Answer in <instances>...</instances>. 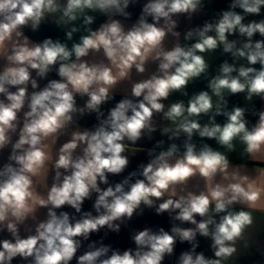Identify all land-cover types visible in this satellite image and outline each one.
<instances>
[{"label":"clouds","instance_id":"9594fccd","mask_svg":"<svg viewBox=\"0 0 264 264\" xmlns=\"http://www.w3.org/2000/svg\"><path fill=\"white\" fill-rule=\"evenodd\" d=\"M204 6L0 0V264H165L185 243L175 264L264 258V0H231L182 43L181 17ZM47 24L64 39H33ZM218 50L232 62L210 75ZM176 93L187 102L168 103ZM138 152L148 162L128 171ZM145 208L170 229L137 230L123 250L92 239Z\"/></svg>","mask_w":264,"mask_h":264},{"label":"crops","instance_id":"0c3cea01","mask_svg":"<svg viewBox=\"0 0 264 264\" xmlns=\"http://www.w3.org/2000/svg\"><path fill=\"white\" fill-rule=\"evenodd\" d=\"M231 3V0H204V7L203 9L196 13L191 20H188L184 17H181V23L179 25V31L181 32V42L183 43V34L186 30L193 27L202 26L206 21L211 22L212 20L219 17V15L222 13V11L227 10L229 5ZM130 11L133 12V18H135L136 14L139 13L140 9L139 7L131 8ZM239 11V10H238ZM264 11V10H262ZM261 17H248V19H260ZM46 37H52V38H60L64 39V34L59 29L55 28L54 25L47 24L42 25L39 33L33 35V39L39 41ZM256 38H259L258 36ZM78 39V36H74V40ZM71 42H69L70 44ZM210 59V75L215 74L218 71V68L220 64L228 60V62L231 61L230 54H224L222 50H218L212 56ZM155 66H152L151 70H154ZM50 78H55L54 74ZM134 78H138L135 77ZM41 86L45 83L44 81H41ZM207 80L204 77H201L200 80L196 81L193 84L189 85L188 91L191 95L194 92H198L201 89H204L206 87ZM242 96L243 94H238L237 96H234L230 100L231 104H242ZM117 99H119V96H117ZM183 99L185 102H187L188 97L181 96L179 93L174 94L169 98L168 103L175 102L178 100ZM257 108L261 107V104L257 102L256 104ZM254 119V118H253ZM93 121H84L83 123L87 125H91ZM217 122H223L222 117L217 118ZM156 138H159L158 133L156 134ZM183 137L180 141H177V143H181ZM196 142H199V138H194ZM141 144H146L147 141H141ZM208 143L213 144L215 146V142L208 141ZM164 147H167V144L164 145ZM6 154V153H5ZM148 162V156L146 153L138 152L135 154V156L131 159L130 167L128 171L135 170L137 166L141 163H147ZM127 173H125L126 175ZM121 177H110V182H119ZM94 199V197H93ZM70 212H74L72 209H66ZM84 210H92V201H86L84 204ZM78 215V214H77ZM258 216V229L261 231H264V216L257 213ZM41 218H43L41 216ZM173 221H171L168 213H163L161 215H156L154 210L145 208L142 215H134L131 222L127 223L126 226H122V230L119 234L108 232L107 229H102L101 232L97 234H93L92 239L98 240L101 237L104 238V243L111 244L114 248H119L121 250L126 249L128 247H134L130 237L131 235L137 231L142 230L144 228H151L152 230L156 231L160 227H163L165 230H169ZM175 223H179L176 221ZM185 227L191 226V225H182ZM188 245L185 244H178L175 249V255L173 257H166L165 264H175L176 258L179 255V253L182 250H186ZM201 249L205 251L206 255H211V253L208 251V242L205 240H201ZM85 249L82 248L77 255L82 254V252ZM13 264H16V261L13 262ZM73 264H75V261H73ZM240 264H264V258H261L260 256H244L241 258Z\"/></svg>","mask_w":264,"mask_h":264}]
</instances>
